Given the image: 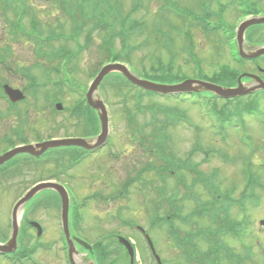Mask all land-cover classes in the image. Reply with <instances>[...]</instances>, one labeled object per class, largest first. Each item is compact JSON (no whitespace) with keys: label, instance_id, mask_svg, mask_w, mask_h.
<instances>
[{"label":"rangeland","instance_id":"1","mask_svg":"<svg viewBox=\"0 0 264 264\" xmlns=\"http://www.w3.org/2000/svg\"><path fill=\"white\" fill-rule=\"evenodd\" d=\"M76 1L78 0H69V4L65 8L60 5L59 0H56L53 3V7L48 8L50 11H53L54 15L50 20L51 24L49 27L56 31L59 25L56 23L62 21L63 18L60 10L66 9V12L63 13L67 14L69 9V13H72L71 7L75 5ZM110 1L114 5L117 2L116 7L119 8V13H122L121 17H127L130 20L127 24L133 23L135 27L131 25L127 27L126 25L127 28L124 30V27L121 28L117 24L116 27L112 28L110 26L114 21L106 20L105 22L108 23L105 24L106 26L100 24L98 30H94L93 32H88L89 26L83 29L84 34L91 35V42L88 41L84 47H82L83 40L80 37L74 40L71 39L64 44L60 42L53 43L50 46L53 59L49 66L54 73H44L42 69L45 63L43 53L49 52L48 48L34 47V49H37V62L39 64L36 63V67H33L34 65L32 66V64L36 62L33 48L30 46L31 48L28 47L26 49L24 46H21L16 52L15 49L9 50L8 47L14 44L12 38L7 35V29L0 31V80L3 83L14 87H23L30 84V82L33 86H36L43 81V83H49L59 80L63 82L65 87H62L60 90L55 85H51V87L47 86L48 83H45V87L40 86L36 90L37 94L35 97L32 96L34 91L31 95L29 90L25 91L27 100L19 106L17 111L11 110L6 103L4 104L5 98L0 91V153L8 148L2 138L7 137L16 140L13 133L17 131L24 137L21 139L27 138L31 141L39 136L46 138H70L72 135L83 134L87 137V135L91 134L85 132L84 123H78L76 119L70 120L67 110L72 103L78 105L79 101L84 98L81 92H87L88 86L97 72L102 66L108 64L103 63L111 62L114 59L112 55L106 52L107 47H111L114 54L121 49L125 41H122V38L125 35L117 36V32L120 29L121 31L124 30V32L128 31L125 49L130 52L129 57L133 64L134 73L142 74V71H145L150 75L151 69L157 68V62H161L163 66L170 64L169 68L171 67V70H167L168 77L166 82L168 84L175 85L187 80H201L202 77L198 75L200 72L209 78L218 71L221 65H227L253 74L257 73L248 65L244 69L243 67L235 66L228 54L231 47L230 42L226 41L222 44L220 42L221 39L218 37L219 34L208 35L203 33L204 31L202 32L198 25H195L196 21H194V17L190 15H193L194 11L198 15L199 12L204 10H210L211 12H218V9L226 10L223 13L225 21L222 23L217 22V25L220 26L222 32H230L232 30L233 32L231 31V33L233 34L234 30L243 20L264 15V0H169L168 3H166L167 0H141L138 9L133 12L131 10L136 5V0ZM172 2H175L176 8L181 9L180 12H175L174 8H171L173 10L168 8L162 10V5L165 3L170 5ZM226 5L227 7L223 8ZM105 7H109L107 2H103L101 6V8ZM115 10L114 12H116ZM130 12L132 13L130 14ZM246 13H250L251 15L248 17L242 15ZM35 14L42 16L43 22L45 18L47 19V15L40 9H35ZM181 17L183 20L185 19V22L182 21ZM136 23L139 27L136 26ZM67 29L71 33L70 21ZM47 30L48 27L44 31L47 32ZM186 33L190 35L191 40L194 42V47L190 50L188 42L184 37ZM263 33L264 30L257 28L252 34L253 41L257 42V37ZM232 34L231 36L233 37ZM95 39L98 40L94 42ZM244 45L247 47L246 43ZM65 51L70 54L68 57L69 68L65 67V71L68 72V81L63 78L59 79L60 74L58 72L62 58L67 55ZM170 55L173 56L171 62H169ZM124 57V54L120 55V60H124ZM25 62L28 63L27 67L23 70L20 66ZM195 62L199 63L198 70L193 66ZM259 64L264 66L261 62ZM31 70L32 72H30ZM24 71L26 74H29L30 79L26 78ZM153 74L152 72L151 75ZM261 77L264 79V75H261ZM111 83L110 79L104 83L100 87L98 94L109 112V136L107 141H111L114 147L110 149L107 147L99 153L92 155L90 159L84 160V163L77 165L75 169L67 170L68 176H63L60 172L56 174L52 170V167L56 168L55 164L51 165L49 162L50 175L57 176L58 180L63 183H67L71 176L74 175V180H72L70 185L76 195L81 198L85 196L84 198H86L95 194V201L90 200L91 202L88 203L86 208L85 224L83 227L85 228L87 225L89 235L85 233V237L92 243L101 241L102 244L110 246L112 250L117 249L118 254L114 264L128 263V257L124 252L122 254L124 249L120 250L118 246L116 237L119 236L130 240L134 245L137 254L135 264H156L151 257L148 247H146L145 240L130 227L131 223L147 230L162 264H183L181 251L174 245L171 233L164 226L160 227L158 223L153 222V216H155L156 212L159 213L160 218L175 215V205L173 202H170L174 198L176 208L178 209L179 221L177 224L179 225L181 236L186 232H194L197 227L203 230L209 229L210 224L205 218L194 216L196 212L200 211L197 203L208 202L209 200L207 190L202 184L196 183L191 186L197 176L186 170L179 173L180 176L182 175L185 185L189 189H185L181 185L176 186V177L168 178L164 185L166 197V202L162 200L164 203L156 199V193L151 187L145 191L146 188L142 187L141 183L138 182L133 183L125 199L121 198L124 192L123 194H119L121 184L129 180L130 173L132 172L129 169L130 166L145 165L146 163L147 165L149 163L153 164L157 169L165 166V163L159 162L157 158L154 141L151 137L152 129L148 128L150 125L149 109L154 104L161 107H174L179 112L185 113L189 120L200 128L197 132L194 130L197 135V141L193 139H196V137L188 124L178 122L176 125H169L166 127L168 136L166 154L171 152L177 159L183 161L188 156L193 145L196 144L201 151L194 153L190 163L198 164V172L203 176H207L209 172L215 171V185L219 192L226 193L232 189L234 193H238L242 189V176L239 166L221 163L222 161L217 157L219 155H215V153L221 154L223 152L234 155L235 157H240L239 160L245 157L252 158L256 165L253 169L260 183L264 185V93L256 92L247 97L233 99L228 103H224L226 106H220L225 101L219 103L223 111L232 113L229 123H227L229 125V129H227L228 137H225L226 139L223 140L219 138L216 128L212 130L210 123L206 120L204 122L200 120L199 108L196 105L193 106L191 99L177 102L166 100L163 97H144L141 101L143 106L141 110L142 108L144 109L140 113L131 111L134 113L136 122L129 124L126 119L127 107H134L132 105L133 102L127 104L125 111L121 100L124 98H122V95H126L127 97L132 88L121 85L120 88L116 89L111 86ZM66 86H69V90ZM244 86L247 88V86H251V83H246ZM97 96L96 98L98 99ZM57 103L63 105V112L54 110V105ZM248 113L257 114L260 121ZM232 125H236L237 129H233ZM142 128L143 132L146 129L147 133L144 132V135H147V137L144 138V144L140 145L138 141L141 138H139L138 131H141ZM37 133L40 135L36 136L35 134ZM97 133H100L99 129ZM239 133L240 139L244 143V148H240L241 146L238 144ZM132 138H137L138 141L132 142ZM249 151L253 152L254 155H249ZM58 165L64 167L66 170V158L62 159ZM56 169L60 171L59 168ZM46 177H48V169L46 167H32L26 176L27 184L30 185L31 183L47 179ZM110 186L115 187L116 190H110ZM140 188L143 189L139 190ZM22 192L20 178L16 172L11 171L6 175L0 176V227L2 229L5 230L10 209ZM192 197L196 198L197 201L191 200ZM154 208L155 212H153ZM24 210H26V205ZM100 210L103 213L102 220L95 225L96 228H93L94 219L92 220V218L94 215L99 214ZM241 211L242 213H239L237 208L230 206L227 216L230 220L237 221H240V218H244L247 223L246 226L243 225L236 230L242 239L246 235L245 241L247 245H250V249L254 253V257L252 256L251 260L246 261V264H264V230L258 231L257 229L259 220L264 219V200L261 205H256L254 202L247 205L244 204L241 207ZM200 212L202 213V211ZM115 213L121 215V217L116 216ZM202 214L206 216V213ZM45 215L46 211H43L35 214L34 218L41 220ZM47 215L51 217L50 213H47ZM30 217L31 215H28L27 218ZM183 218L186 220L185 223L181 220ZM88 224L91 226L89 227ZM54 226L55 228L51 230V233L49 231L44 238L46 240L45 243L50 242L51 249L42 253L38 251L39 255L36 261L39 263L65 264L61 248L59 247V241L54 238L57 235V232L54 231L57 225ZM222 240L237 253L242 252L239 241L230 236H226ZM27 242H29L28 246L33 245V241H29L28 239ZM26 243H24V246ZM200 245L201 249L205 248L202 244ZM1 260L0 264H6Z\"/></svg>","mask_w":264,"mask_h":264},{"label":"flooded vegetation","instance_id":"2","mask_svg":"<svg viewBox=\"0 0 264 264\" xmlns=\"http://www.w3.org/2000/svg\"><path fill=\"white\" fill-rule=\"evenodd\" d=\"M67 2L68 0H65V3ZM53 3H55V0H0V31L7 29V35H9V37L12 38V42L14 43L10 46L11 48L10 47L8 48H10L11 50L15 49V52H16V50H18V48L21 46H24L26 49L31 46L33 48V53H34L35 51H37V49H34V47L49 48L50 45L53 43H56V42L58 43V42L63 41L62 44H64L66 41H68V36L66 33L62 32V35L59 37L58 33H55L54 30L51 27H49V25L51 24L50 20L53 18L54 15H53V11H50L48 8L53 7ZM35 9H40L44 12L45 15H47V19L46 18L44 19L45 23L42 21V16H38L35 14ZM65 22H66V32H68L67 20H65ZM46 27H48L47 32L44 31ZM66 54H68V52H66ZM27 63L28 62L23 63L20 67L24 70V68L27 67ZM36 63L37 61L34 62L32 66L35 65ZM48 63L49 61L46 59V63H44L45 65L44 73H54L51 67L48 65ZM25 74L26 72L24 71V75ZM11 87L22 91L26 86H23V87L11 86ZM133 140L134 138H132V141ZM143 144L144 142H140V145H143ZM89 153L95 154V151H88V152L83 151L81 156H86ZM52 170L56 174L60 172L56 168H53V167H52ZM67 174L68 173H62L61 175L68 176ZM49 181L62 184L61 182L57 181V179L55 178L49 179ZM64 184H68V182ZM52 196H55V198L53 197L52 200L42 199V202H53V205L51 206L53 208L49 211L51 215V222L50 220H44V219L38 222L42 230L40 235H38L36 229L34 228V226H32L31 229H29V232L31 234L34 233L33 235L35 237L38 236V238L40 237L44 238L49 231L51 233V230L55 228L54 225H57L56 229L54 230L58 232L56 236L61 237L63 235V234H60L61 231L58 226V221L54 219L55 211L57 207V201H58L56 198L57 195L53 193ZM78 207L79 208L76 210V214L78 215L81 212L82 216L85 215L86 208H84L82 205H79ZM38 213H40V210L36 211V214ZM56 216H57V213H56ZM46 225H48V228L46 227ZM69 233H70L71 238L73 237L80 238V234L82 232L81 230L79 232H75L73 230V227L70 226ZM63 238H64V235H63ZM65 244H66V241H65ZM76 254L79 255V250L77 247H76ZM18 256L20 257V255Z\"/></svg>","mask_w":264,"mask_h":264},{"label":"trees","instance_id":"3","mask_svg":"<svg viewBox=\"0 0 264 264\" xmlns=\"http://www.w3.org/2000/svg\"><path fill=\"white\" fill-rule=\"evenodd\" d=\"M114 16H115V18H117L116 15H114ZM203 17L205 18V16H203ZM119 25H120L121 28H123L125 26V23L124 22H120ZM201 26L205 30H208V27L206 25L202 24ZM120 27H119V29H120ZM121 34H122V31L120 29V31L117 32V36H120ZM250 35L251 34L248 35L249 42H251V40H252ZM257 45H264V33L262 35L259 34V36L257 37ZM125 47H126V44H122V47L120 49L121 52H123V54L125 55V58H126L124 63L133 65L131 60H130V57H129L130 52H129V50L125 49ZM189 49H192L191 45H189ZM119 55H120V51L115 54V60L114 61L118 60ZM172 58H173V56L170 55L169 62H171L173 60ZM234 63L236 64L235 66L245 67L247 62L241 60L240 58H234ZM169 65L170 64H167L166 66H163L161 64V62H157V68L156 69H154V68L151 69L152 72L154 73L153 75H151V73H152L151 71H150V75H148V73H146L145 71H142V74H140L139 76H141L143 79L148 80L150 82L168 83V82H166V76L168 75L167 74V70L168 71L171 70V67L169 68ZM195 65H198V64L196 63ZM240 72L241 71L236 69V68H232V67L227 66V65H221V66H219L218 71L216 73H214L211 77L206 78L205 75L201 74V72L199 73V76H201L202 79L205 78L206 80H208V81H210L212 83H215V84H218V85H221V86H224V87H230V86L235 85L236 78L239 76ZM156 74H158V75L156 76ZM109 79H110V81H112L111 85H112L113 88H117L118 89V88L121 87V85H125V86H127L129 88H132V91L129 92L127 97H126V95L125 96L122 95V98L123 97L124 98L121 101L123 102V104H124L123 106H124L125 109L127 107V106L125 107V104H128L129 102H133L132 105H134L135 108L138 107V111H141V109L139 108V105L141 104L142 99L144 97H152V96L155 95L152 92H145V91H142L139 88L131 86L128 82H126L123 79L122 76H120L118 74H112V75L107 76L105 78V80H104V83H106ZM197 96L200 99H202L203 101L204 100H209V98L207 97V94H199ZM216 107H217V105L213 104L211 106V108H210V111L213 112V113L220 111V110H217ZM127 109H128V112H127V118L126 119L129 122V124H132V123L136 122V118L134 116V113L130 111V108L127 107ZM149 111H150V120H149V124L150 125L148 126V128L152 129L151 135H161V136H163V138H165V135H167L166 127H168L169 125L173 126V124L176 125L178 122L180 123V122H183V121L187 120V116L183 112H179L174 107H168V106L167 107L166 106L161 107V106H155L153 104V106L150 107ZM72 112H75L77 114L75 116L79 118L81 116L80 114H82V109L75 108ZM218 113H219V116H217V117L220 120V119H222V113L221 112H218ZM228 119H229L228 117L227 118L224 117V120H222L223 122H220V123L218 122L219 126L221 128H223V125L226 124V122H228ZM87 124L89 125V123H87ZM144 132L147 133L146 129L144 130ZM144 132H143V128H142L141 131H138V133L140 135L144 134ZM165 139H167V138H165ZM197 235L201 236L199 233H197ZM204 237L201 238V240H204ZM102 250H104L106 252V254H104L102 252ZM109 250H111L110 246L101 247V254H100V252H99V254L103 257L104 260L102 262L100 260L99 264H105V262H106V264H114L118 253L117 252H113L114 253L113 254ZM112 255H113V257L110 260V257ZM186 255H187V259L189 261L190 260L191 261L197 260L195 258V256H194L193 251H189L188 250L186 252ZM107 260H108V262H107Z\"/></svg>","mask_w":264,"mask_h":264},{"label":"water","instance_id":"4","mask_svg":"<svg viewBox=\"0 0 264 264\" xmlns=\"http://www.w3.org/2000/svg\"><path fill=\"white\" fill-rule=\"evenodd\" d=\"M261 23H264V18L263 19L262 18L257 19V20L256 19L250 20V21L246 22L245 24H243V26L240 28V31L238 33V41H239V48H240L239 50H240L241 56H243L244 58H254V57L264 55V47L258 48L252 54L244 55L241 51V46H240L242 31L244 30V28H246L248 25H251V24H261ZM112 71H117V72L122 73L130 82H132L135 85H139V86H141L147 90H151V91L162 93V94L198 92V91L204 90V91L212 92V93H214L220 97L227 98V97H236V96L248 94V93H251V92L258 90V89H264V83H262L261 81H259L255 77H251V78L256 81L257 85L253 88H250V89L244 88L241 84H238V88H236V89H223V88H220L218 86L208 84L205 82H201V81H196V80H187V81L183 82L182 84L175 85V86H157V85L144 83V82L136 79L133 75H131L127 71V69L125 67H123L121 65L116 64V65L106 66L99 72L98 76L94 79V81H93V83L89 89V92L87 94V102L89 103V105H91L93 108H95L99 111V118H100V122H101V135L98 137V145L103 143L106 136H107L108 117H107L106 109H105L103 103L101 102V100L97 99V100L93 101L91 99V94L97 89V87L100 84V82L102 81L103 77ZM8 94L12 99H15V97L17 95L16 92H13L10 90H8ZM86 144L87 143L82 141V140H59V141L47 142V143L39 145L38 147L41 148V151H44L45 149L50 148V147H59V146H68V145H77V146L88 147ZM20 152L32 153L33 151L31 149V147L14 149L11 152H9L8 154H6L0 158V164L3 163L7 158L12 157L15 154L20 153ZM49 186L50 185H39V186L35 187V189L30 191L28 193V195L17 204V206L14 209V213H15L16 209L19 207V205L24 203L28 198H30L33 194H35L36 191H38L40 189H44V188L49 187ZM53 187L56 188L57 190H58V188H60L58 186H53ZM58 191L61 194V200H62V214L61 215H62L63 226H64L65 231H66L68 197H67L64 190L59 189ZM14 216H15V214H14ZM14 216H13V238L9 241L7 246H0V252H11L16 246L15 245V236H16V224L15 223L16 222H15ZM76 241L87 248V246L85 244H83L82 242H80L79 240H76ZM147 241H148L149 246L151 248V252H152L153 256L155 257L154 250L152 249L150 241L148 239H147ZM121 242L126 246V248L128 250V254L132 258L133 252H132L130 245L128 243H126L125 241L121 240Z\"/></svg>","mask_w":264,"mask_h":264}]
</instances>
